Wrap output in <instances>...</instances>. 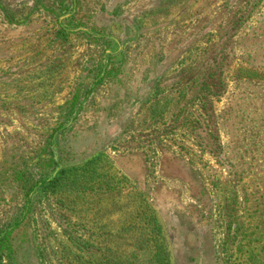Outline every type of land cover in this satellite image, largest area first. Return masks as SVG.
I'll return each mask as SVG.
<instances>
[{
	"label": "rangeland",
	"instance_id": "obj_1",
	"mask_svg": "<svg viewBox=\"0 0 264 264\" xmlns=\"http://www.w3.org/2000/svg\"><path fill=\"white\" fill-rule=\"evenodd\" d=\"M132 263L264 264V0H0V264Z\"/></svg>",
	"mask_w": 264,
	"mask_h": 264
},
{
	"label": "trees",
	"instance_id": "obj_2",
	"mask_svg": "<svg viewBox=\"0 0 264 264\" xmlns=\"http://www.w3.org/2000/svg\"><path fill=\"white\" fill-rule=\"evenodd\" d=\"M76 97H77V93L75 92V93L73 94L74 101H75ZM74 101H73V103H74ZM75 102H76V101H75ZM132 264H133V263H132Z\"/></svg>",
	"mask_w": 264,
	"mask_h": 264
}]
</instances>
